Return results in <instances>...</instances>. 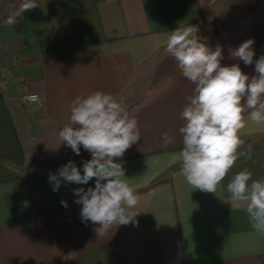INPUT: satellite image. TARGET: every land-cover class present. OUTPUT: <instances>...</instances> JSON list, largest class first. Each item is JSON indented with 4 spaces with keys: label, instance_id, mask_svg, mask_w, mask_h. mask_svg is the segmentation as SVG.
<instances>
[{
    "label": "crops",
    "instance_id": "0c3cea01",
    "mask_svg": "<svg viewBox=\"0 0 264 264\" xmlns=\"http://www.w3.org/2000/svg\"><path fill=\"white\" fill-rule=\"evenodd\" d=\"M38 6L6 20L22 0H0V264H264V235L252 229L246 204L236 207L227 184L247 168L264 179V125L248 120L241 156L215 193L194 189L173 161L182 150L179 128L194 85L165 51L167 32L198 25L202 42L223 49L222 66L255 64L230 50L253 39L264 55V0H35ZM112 94L135 117L140 140L121 158L125 179L139 195L128 225L105 236L82 222V205L49 172L80 155L61 143L77 96ZM37 94L39 104L25 97ZM170 132L174 142L161 136ZM61 143V144H60ZM61 201L67 202L64 207Z\"/></svg>",
    "mask_w": 264,
    "mask_h": 264
},
{
    "label": "clouds",
    "instance_id": "9594fccd",
    "mask_svg": "<svg viewBox=\"0 0 264 264\" xmlns=\"http://www.w3.org/2000/svg\"><path fill=\"white\" fill-rule=\"evenodd\" d=\"M37 6L35 0H22L6 23L17 24L18 17ZM198 32V25L192 24L167 32L165 51L176 61L182 76L194 85L180 114L184 121L179 128L183 147L172 159L180 162V173L191 187L215 193L241 156L251 158L250 146L247 153L239 151L244 145L241 131L248 120L264 125V55L254 61L253 39L230 50L232 58L242 60L246 66L255 64L256 75L249 77L239 64L222 66V47L218 44L213 50L202 42ZM25 99L39 102L36 94ZM58 137L76 155H80L82 146L91 159L83 161L82 171L74 161H68L56 173L49 172L53 192L62 183L88 185L95 179L94 187L72 189L77 197L74 202L82 205V222L99 225L94 229L99 237L113 227L134 222L139 213L132 209L140 197L123 179L122 165L115 160L123 157L141 135L137 119L129 116L124 103L102 91L77 96L69 123ZM161 139L165 145L174 142L170 132L163 133ZM252 176L247 168L239 171L226 190L236 207L246 204L252 229L264 235V179L253 180ZM61 203L68 206L66 201Z\"/></svg>",
    "mask_w": 264,
    "mask_h": 264
},
{
    "label": "built area",
    "instance_id": "2783aa9c",
    "mask_svg": "<svg viewBox=\"0 0 264 264\" xmlns=\"http://www.w3.org/2000/svg\"><path fill=\"white\" fill-rule=\"evenodd\" d=\"M30 95H32V94H30ZM37 95V94H36ZM39 96V95H38ZM29 102V101H28ZM29 103H31V102H29ZM40 103V97H39V102L38 103H31V104H34V105H36V104H39Z\"/></svg>",
    "mask_w": 264,
    "mask_h": 264
}]
</instances>
